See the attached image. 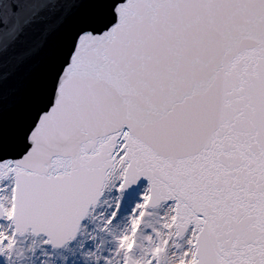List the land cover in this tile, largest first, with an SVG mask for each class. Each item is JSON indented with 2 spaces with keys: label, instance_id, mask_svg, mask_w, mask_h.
I'll return each mask as SVG.
<instances>
[{
  "label": "snow or ice",
  "instance_id": "6c2138e0",
  "mask_svg": "<svg viewBox=\"0 0 264 264\" xmlns=\"http://www.w3.org/2000/svg\"><path fill=\"white\" fill-rule=\"evenodd\" d=\"M0 264H264V0H0Z\"/></svg>",
  "mask_w": 264,
  "mask_h": 264
}]
</instances>
